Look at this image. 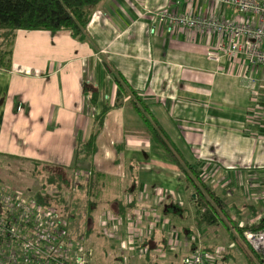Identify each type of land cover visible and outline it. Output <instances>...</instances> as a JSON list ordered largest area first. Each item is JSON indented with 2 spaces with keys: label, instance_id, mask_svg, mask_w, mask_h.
Wrapping results in <instances>:
<instances>
[{
  "label": "crops",
  "instance_id": "crops-1",
  "mask_svg": "<svg viewBox=\"0 0 264 264\" xmlns=\"http://www.w3.org/2000/svg\"><path fill=\"white\" fill-rule=\"evenodd\" d=\"M163 9L238 17L232 6L211 0H101L85 26L86 41L64 30L15 31L9 68L0 69V161L28 162L32 173L45 164L99 173L105 192L113 194L106 199H132L130 216L148 210V216L123 221L124 239L149 236L151 219L164 236L179 239L175 250L185 254L192 244L185 242L188 236L199 232L188 210L192 190L126 105L128 97L113 106V75L147 104L177 152L235 211L232 217L238 223V216L246 218L249 225L264 212V122L251 119V98L263 91L264 69L218 54L209 33L157 25L154 14ZM217 54L218 61L208 59ZM90 91L96 94L93 104ZM92 133L93 152L77 160L76 146ZM170 205L183 211L166 212ZM109 206L115 209V202ZM188 215L191 222L185 224ZM171 243L153 255L157 262L174 253ZM216 247L221 246H203L209 252Z\"/></svg>",
  "mask_w": 264,
  "mask_h": 264
},
{
  "label": "built area",
  "instance_id": "built-area-1",
  "mask_svg": "<svg viewBox=\"0 0 264 264\" xmlns=\"http://www.w3.org/2000/svg\"><path fill=\"white\" fill-rule=\"evenodd\" d=\"M179 1L175 0L177 3ZM211 1L232 6L238 12V17L222 19L213 14L178 13L163 9L155 12V23L160 25L167 22L183 33H209L216 38L215 49L218 54L240 60L249 68L263 67L264 0ZM151 31H154V26ZM218 54L209 56L208 59L218 61ZM248 79L254 84L253 79ZM262 81L264 84V76ZM262 90L253 92L251 98V119L259 124L264 122V87ZM148 215V210H138L137 217L136 213L131 216L128 214L115 216L106 210L100 222L101 233L103 235L107 232L114 233L116 231L114 224L123 226L125 219L130 221L134 219L132 216L138 219ZM260 217H264V212ZM133 222H130L131 226L127 222L126 226L136 230V224ZM148 223L152 228L166 232L162 226L153 224L151 219ZM241 235L252 250L264 256V226L256 231L243 230ZM188 237L185 242L191 241V248L182 255L181 264L220 262L224 248L216 247L209 252L195 242L194 236ZM165 238V246L156 247L153 250L154 256H160L166 247L171 246V241L175 244L174 250L179 246V239L176 236H165ZM142 239V236H133L128 241L120 237V250L126 251L125 249L131 248L132 255L142 256L143 259L145 247L137 248ZM91 257L92 250L85 243V238L79 233L70 236L67 220L55 207L38 204L32 197L23 196L18 190L0 187V264H90Z\"/></svg>",
  "mask_w": 264,
  "mask_h": 264
},
{
  "label": "trees",
  "instance_id": "trees-1",
  "mask_svg": "<svg viewBox=\"0 0 264 264\" xmlns=\"http://www.w3.org/2000/svg\"><path fill=\"white\" fill-rule=\"evenodd\" d=\"M101 0H0V69L9 68V56L11 52L12 40L17 30L25 31H68L69 35L80 42L88 39L85 26L94 11L96 5ZM116 85L113 106L118 107L123 104V97L127 96L126 105L133 108L141 121L148 130L152 142L160 147L167 155L170 162L176 166L182 174L186 185L191 188L193 196V229L202 231L217 226L223 228L227 234V240L232 245L235 252L240 254L242 264H264V256L255 252L245 242L241 235L243 230L256 231L264 226V217H258L256 222L249 225H239L238 221L232 217V212L224 198L217 196L211 186L195 172L192 165L184 160L159 127L153 116L148 110L147 104L137 96L124 82L118 74L113 75ZM96 101L95 91L89 92V103ZM107 107L103 108L98 116V125ZM94 136L92 133L89 138L76 146V159L87 158L94 149ZM45 166L57 167L59 171H45ZM76 167L66 168L60 165L45 164L35 170L34 174L44 175L40 184V189L34 191L30 197L38 204L43 206H53L58 213L69 223L75 220L74 206L71 201L72 186L75 181L72 178ZM83 182L76 185L84 189L89 195L86 200L84 214L93 219L92 212L98 210V193L104 186V181L97 172L89 171L83 174ZM94 193L97 197L94 198ZM115 202V209L110 208V204ZM106 209L115 216L125 215L134 209V201L128 202L117 198L106 199ZM166 212L179 215L183 209L177 205L166 206ZM94 220V219H93ZM92 220V221H93ZM89 232V231H88ZM164 231L153 228L150 235L144 237L139 247H145L143 260L148 264H157L153 258V250L160 246L164 247L166 238ZM193 231L187 230V234ZM205 249V248H203ZM209 251L207 248L205 249ZM228 257L233 258L232 254L224 251L221 254V261L227 264ZM118 264H124L119 258Z\"/></svg>",
  "mask_w": 264,
  "mask_h": 264
},
{
  "label": "rangeland",
  "instance_id": "rangeland-1",
  "mask_svg": "<svg viewBox=\"0 0 264 264\" xmlns=\"http://www.w3.org/2000/svg\"><path fill=\"white\" fill-rule=\"evenodd\" d=\"M262 68L264 69V66ZM51 170L52 172L59 171L57 167L45 166L46 172ZM43 178L44 175L32 173V166L28 162H19L15 160L8 162L0 161V187L5 186L7 188L20 191L23 196H31L34 191H38L40 189V184ZM72 178L75 181V186H72L71 190V201L75 207V220H73L72 224L69 223L68 231L70 236L79 233L85 238V243H87L92 250L90 264H118L119 258H121L123 262H126V264H143L142 256L137 257L135 255H128L132 254V250L129 249H125L127 252L123 249L120 250L121 243L119 241V236H122V239L124 238L122 226L118 227L119 229H116L114 233L107 232L105 235L101 233L100 222L102 214L105 211L103 209H106L105 200L113 194L105 192L104 187L101 189L100 194L98 193L100 201L98 202L99 209L92 212L91 216L94 220L90 219L84 214L86 200L89 198V195H87L84 189L76 185L79 182H83V173L81 171H75ZM120 192L117 191V194L120 195L122 193ZM95 197H97L96 193H94V198ZM187 202L190 203H188V210L192 213L193 205L191 204L192 200H190L189 197ZM190 216L191 215L184 217L182 221L185 222V224L190 223ZM237 219L239 220L240 225H247L249 222L248 219L241 216H238ZM114 236H116L115 239ZM194 237L195 242L199 243L201 247L213 244L221 246V248L231 252L234 259L232 261L229 260L227 264H240L242 262L240 254L235 252L221 227L218 226L206 229V231L204 230V234L199 231L198 233H195ZM182 255L183 254L181 252H176V250H174L171 257L158 261L157 264H181L180 259ZM217 264L223 263L220 260Z\"/></svg>",
  "mask_w": 264,
  "mask_h": 264
},
{
  "label": "water",
  "instance_id": "water-1",
  "mask_svg": "<svg viewBox=\"0 0 264 264\" xmlns=\"http://www.w3.org/2000/svg\"><path fill=\"white\" fill-rule=\"evenodd\" d=\"M193 196H194V194H193Z\"/></svg>",
  "mask_w": 264,
  "mask_h": 264
}]
</instances>
